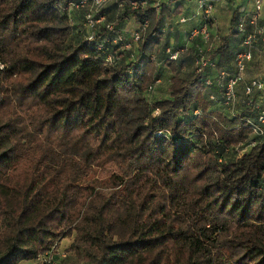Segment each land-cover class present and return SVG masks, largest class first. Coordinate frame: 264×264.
<instances>
[{
    "label": "trees",
    "instance_id": "trees-1",
    "mask_svg": "<svg viewBox=\"0 0 264 264\" xmlns=\"http://www.w3.org/2000/svg\"><path fill=\"white\" fill-rule=\"evenodd\" d=\"M146 1L101 10L123 35L102 52L98 42L113 34L89 39L72 0H0V264H43L38 256L61 238L79 264H264V136L245 149L255 113L243 85L229 108L215 83L218 70L234 73L243 5L230 15L229 36L214 21L208 49L188 40L198 10ZM130 18L134 31L147 27L122 52L130 31L119 26ZM174 19L186 29L167 45ZM184 43L169 61L165 51ZM200 57L214 67H196ZM159 65L172 76L168 96L153 99ZM249 66L245 81L256 74ZM263 92L250 99L264 104ZM64 157L76 162L58 165Z\"/></svg>",
    "mask_w": 264,
    "mask_h": 264
},
{
    "label": "built area",
    "instance_id": "built-area-1",
    "mask_svg": "<svg viewBox=\"0 0 264 264\" xmlns=\"http://www.w3.org/2000/svg\"><path fill=\"white\" fill-rule=\"evenodd\" d=\"M159 1L163 0H154L152 5L154 4V6L157 7L160 3ZM222 1L223 0H197L196 7L201 17V24L198 28L190 32L188 40L191 41L199 37L205 48L208 47V49H210L211 45L209 43L214 35L212 31L215 21L213 13L215 7ZM147 3L146 0H72L69 4V11L81 10L83 12L82 26L90 33L89 39L93 37L92 34L95 30L99 33L100 30L103 29L105 33L113 34L98 42V50L103 52L105 44L113 45L120 43L123 41V35L115 31L113 23L106 22V17L104 15H99L101 10L114 5L119 13L126 7L130 11H135L146 7ZM239 11L241 15L232 30V32L241 39V51L236 53L233 59L234 73L218 70L215 83L219 87H223L222 102L225 107L229 108H233L235 104L237 86L239 84L243 85V94L246 96V103L255 113V117L247 121V125L251 129V138L245 147V149H247L255 146L264 136V104L256 101L254 102L250 99L253 93L264 90V74H254L249 81H245L246 69L255 61L258 48L262 46L264 51V31L260 25L264 12V0H249V3L246 6H242ZM188 21H190V19L185 17H180L178 19L179 24H185ZM70 22L72 23L71 20ZM146 27L147 24L145 23L137 31L127 32L130 33V42L125 43L121 51L127 52L132 49V46L136 45L144 34ZM187 45V43H184V45L176 51H172L168 48L165 51L168 60L172 62L176 61L178 57L186 51ZM114 59L115 58L110 54H107L105 58L108 64H113ZM195 66L198 68H204L206 66L214 67L213 63L209 60H205L204 57L197 59L195 61ZM199 70L200 69H198V71ZM156 83H158V81ZM205 84L210 86L212 82L206 79ZM209 99L212 102H217L215 95H211ZM199 113V111L194 112L195 115H199ZM240 146L241 145L238 147ZM66 257L65 252L60 251L57 247L55 249L53 247L49 252L38 256V261H41L43 264H59V262L65 260Z\"/></svg>",
    "mask_w": 264,
    "mask_h": 264
},
{
    "label": "rangeland",
    "instance_id": "rangeland-1",
    "mask_svg": "<svg viewBox=\"0 0 264 264\" xmlns=\"http://www.w3.org/2000/svg\"><path fill=\"white\" fill-rule=\"evenodd\" d=\"M180 1V0H179ZM176 0H173V3H175ZM222 3V4H221ZM220 4H218L215 7L214 13H213V17L215 19V27L216 30L218 31L219 36L223 37V36H229V19H230V15L231 13L234 11L235 6L237 3H239V5H243L246 6L249 3V0H223ZM181 6H182V13L183 10L186 11V14H189V12L191 11V14H196L197 12V7H196V2L195 0H189V1H185V0H181ZM181 13V14H182ZM175 19L173 20L172 24L169 25V23H171V21H166L167 25L169 26H165V32H164V37L167 35L168 37V44L167 45H173V44H179V42L182 41V37H183V33H182V29H186V28H179V26L175 25ZM262 25V30L264 31V12L262 14V21H261ZM120 28H125L127 31H134L137 29L138 24L135 23L133 18H130L129 22H127V24L124 26L123 23H121V26H119ZM177 30H179V36L182 35V37L178 40L177 38H175V33L177 32ZM175 32V33H174ZM177 34V33H176ZM164 41V40H163ZM163 41L159 47V51H158V58L160 55V52L162 51L163 48H161L163 46ZM193 48L195 50L199 49H203V46L200 45L199 43L197 44H193ZM158 60V59H157ZM159 61V60H158ZM161 64V63H159ZM249 68H251V73H260L261 75L264 74V51L262 46H260L258 48V51L256 52L255 55V61L249 66ZM158 76L161 80V84L159 85V87L157 88V90L154 92V94H152L151 98L153 99H164L168 96V87L170 84V78L172 76V74L170 73L169 69L166 66L163 65H159L158 68ZM192 69L191 68H187L185 69L184 74H191ZM252 75V74H251ZM259 100L263 101L264 100V92L263 94L260 95ZM240 102V100H239ZM238 103V102H237ZM58 165L60 164V162L62 161L63 163L67 164L68 166H72L76 160L75 159H71V158H59L58 160ZM58 248L60 251H63L66 253L68 260L63 262H59V264H79V262L77 261L76 257L74 256L73 253H68V248L71 245V239L70 238H61L58 241ZM81 264V263H80Z\"/></svg>",
    "mask_w": 264,
    "mask_h": 264
},
{
    "label": "crops",
    "instance_id": "crops-1",
    "mask_svg": "<svg viewBox=\"0 0 264 264\" xmlns=\"http://www.w3.org/2000/svg\"><path fill=\"white\" fill-rule=\"evenodd\" d=\"M190 13H191V11H190Z\"/></svg>",
    "mask_w": 264,
    "mask_h": 264
}]
</instances>
